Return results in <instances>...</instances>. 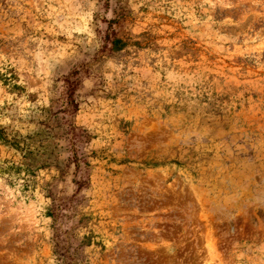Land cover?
<instances>
[{"label":"rangeland","instance_id":"obj_1","mask_svg":"<svg viewBox=\"0 0 264 264\" xmlns=\"http://www.w3.org/2000/svg\"><path fill=\"white\" fill-rule=\"evenodd\" d=\"M0 264H264V0H0Z\"/></svg>","mask_w":264,"mask_h":264}]
</instances>
